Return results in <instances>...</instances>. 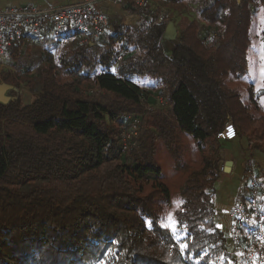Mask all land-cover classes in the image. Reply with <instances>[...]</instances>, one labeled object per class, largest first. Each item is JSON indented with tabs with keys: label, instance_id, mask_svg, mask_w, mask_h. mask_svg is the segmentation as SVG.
<instances>
[{
	"label": "trees",
	"instance_id": "1",
	"mask_svg": "<svg viewBox=\"0 0 264 264\" xmlns=\"http://www.w3.org/2000/svg\"><path fill=\"white\" fill-rule=\"evenodd\" d=\"M200 2L172 41L160 8L184 14L183 0L151 3L134 33L114 28L92 44L69 31L45 37L34 75L14 65L20 38L6 49L17 72L0 73L15 92L0 103V264H241L214 218L218 137L230 122L264 150V99L256 98L264 88L245 104L226 86L245 73L264 0ZM23 82L28 104L15 91ZM159 97L166 108L153 110ZM133 118L140 131L123 150ZM179 133L193 141L191 169L180 162ZM159 142L187 171L175 231L163 224L170 193L155 161Z\"/></svg>",
	"mask_w": 264,
	"mask_h": 264
},
{
	"label": "built area",
	"instance_id": "2",
	"mask_svg": "<svg viewBox=\"0 0 264 264\" xmlns=\"http://www.w3.org/2000/svg\"><path fill=\"white\" fill-rule=\"evenodd\" d=\"M97 1L83 0L48 8L26 5L0 9V58L21 32L53 37L69 31L78 36L79 42L88 44L105 37L107 19L95 7ZM135 12L140 24L145 23L147 14L154 13L151 0H135ZM214 38L215 34L210 33L209 39ZM138 124L139 119L133 118L130 131L122 135L123 150L135 145L133 137ZM253 169L256 166L250 163L243 186L230 208L232 242L236 246V259L241 264H264V193L260 195Z\"/></svg>",
	"mask_w": 264,
	"mask_h": 264
},
{
	"label": "crops",
	"instance_id": "3",
	"mask_svg": "<svg viewBox=\"0 0 264 264\" xmlns=\"http://www.w3.org/2000/svg\"><path fill=\"white\" fill-rule=\"evenodd\" d=\"M83 0H0V9L5 7H23L32 5L37 8H48L51 6L71 5L82 2ZM151 3L159 8V0H151ZM95 7L105 15L107 19V33L112 32L114 28H122L126 32L134 33L139 29V18L135 12V0H98ZM161 14L171 18L176 31V37L179 34V27L175 24V18L180 17L177 10L171 9L170 6L160 8ZM255 15L250 25V34L255 33L260 37L262 48L264 46V5L260 3L255 6ZM35 35L27 32H21L20 38L27 47L29 43L37 41ZM40 38V37H39ZM45 39V38H44ZM39 41V40H38ZM166 41H172L167 40ZM259 51V46H256ZM264 52V48H263ZM8 51L6 50L4 56ZM246 68H247V51H246ZM246 71V70H245ZM2 81L0 80V83ZM264 88V75L262 76L261 85L256 90ZM257 91L255 93H257ZM258 101L264 99L263 95H259ZM220 153L223 159L222 172L219 179L215 183V193L213 203L215 207V221L218 226L227 234L229 240V249L232 248V232L230 208L235 199L239 195L243 186V178L245 171L250 163L256 166L260 195L264 193V150L256 148V145L250 143L246 136L237 135L231 123H227L225 129L219 134ZM230 163L226 167L227 163ZM256 173V172H255ZM264 205V202H263Z\"/></svg>",
	"mask_w": 264,
	"mask_h": 264
},
{
	"label": "rangeland",
	"instance_id": "4",
	"mask_svg": "<svg viewBox=\"0 0 264 264\" xmlns=\"http://www.w3.org/2000/svg\"><path fill=\"white\" fill-rule=\"evenodd\" d=\"M201 0H183L182 5H180V9L184 10V14L181 13L179 18H175V24L180 28L181 22L185 19H192L197 17V7ZM184 8V9H183ZM40 37V38H39ZM44 38L38 36L37 41L30 42L29 45L26 47L25 45L21 48V55L16 58L15 64H18L19 67L22 68L20 72H24V69L30 70V74L34 75L41 65H43V60L41 58L42 54V44L44 43ZM39 40V41H38ZM260 37L257 36L255 33L250 34V43L247 48V68L244 74L240 75L239 77H228L226 79V86L237 92L239 98L242 100L243 103H248L250 98L256 96V89L260 87L262 76L264 75V52L259 44H262ZM259 46V51L257 47ZM13 54H8L6 56L3 55L0 58V73L10 72L15 73L17 72V68L14 67L13 62ZM16 74V73H15ZM16 95L20 97L21 104H28L33 100V95L28 91L27 87L24 85V82L21 83L19 89H16ZM15 92L7 91L6 94L15 97L13 94ZM160 98V97H159ZM157 99L156 103L152 105L153 110H163L166 108L163 99ZM149 106L146 108L149 110L151 109ZM145 108V109H146ZM131 127H132V122ZM126 126V125H125ZM137 131H140L139 124L137 126ZM176 146L179 147L180 151V159L181 163L186 164L189 166V169L193 168L195 161L197 160L196 150H194L193 141L183 133H179L175 140ZM155 161L159 165L162 171V181L167 186L170 199L166 207H163V224H168L169 214H172L174 219L176 220L175 214L178 207L181 204V188L183 183L187 178V171H182L176 168L175 162L171 156V153L168 149L163 145L162 142L158 143L157 151L155 154ZM177 229V228H176ZM175 229V230H176ZM174 230V231H175ZM173 231V230H171ZM233 234H231L232 236ZM235 244L233 245V251L231 250L232 254L237 257V252L235 251Z\"/></svg>",
	"mask_w": 264,
	"mask_h": 264
},
{
	"label": "water",
	"instance_id": "5",
	"mask_svg": "<svg viewBox=\"0 0 264 264\" xmlns=\"http://www.w3.org/2000/svg\"><path fill=\"white\" fill-rule=\"evenodd\" d=\"M239 1V0H237ZM163 37L167 40H173L176 37V31L172 22H169L164 30ZM13 89V86L5 82L0 83V103H7L11 98L6 94L7 91ZM15 89V88H14ZM16 90V89H15ZM229 162L226 167L229 166Z\"/></svg>",
	"mask_w": 264,
	"mask_h": 264
},
{
	"label": "snow or ice",
	"instance_id": "6",
	"mask_svg": "<svg viewBox=\"0 0 264 264\" xmlns=\"http://www.w3.org/2000/svg\"><path fill=\"white\" fill-rule=\"evenodd\" d=\"M168 220H169V223L164 225L166 228L170 229V230H175L178 226V222L174 219L173 215L172 214H169V217H168ZM187 247L186 244L184 243H181L180 244V248L181 250L183 251L185 248ZM100 264H106L105 261H101Z\"/></svg>",
	"mask_w": 264,
	"mask_h": 264
}]
</instances>
